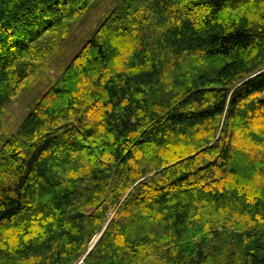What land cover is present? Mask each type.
I'll use <instances>...</instances> for the list:
<instances>
[{"label":"trees","instance_id":"1","mask_svg":"<svg viewBox=\"0 0 264 264\" xmlns=\"http://www.w3.org/2000/svg\"><path fill=\"white\" fill-rule=\"evenodd\" d=\"M97 1L0 0V118ZM0 264H264V0H118L2 136Z\"/></svg>","mask_w":264,"mask_h":264},{"label":"rangeland","instance_id":"2","mask_svg":"<svg viewBox=\"0 0 264 264\" xmlns=\"http://www.w3.org/2000/svg\"><path fill=\"white\" fill-rule=\"evenodd\" d=\"M117 1L98 0L88 14L80 22H77L66 53L47 65L44 69V76L35 84L23 89L9 105L0 118V144L2 136H8L9 132L14 131L21 124L44 91L59 78L65 67L79 52L83 43L93 35L98 25L106 18ZM100 235L101 233L93 240L92 246L100 239Z\"/></svg>","mask_w":264,"mask_h":264},{"label":"water","instance_id":"3","mask_svg":"<svg viewBox=\"0 0 264 264\" xmlns=\"http://www.w3.org/2000/svg\"><path fill=\"white\" fill-rule=\"evenodd\" d=\"M102 234H103V232L101 233V235H100V236H102ZM99 238H100V237H99ZM93 246H94V245H93ZM93 246H92V247H93ZM92 247H91V248H92Z\"/></svg>","mask_w":264,"mask_h":264}]
</instances>
